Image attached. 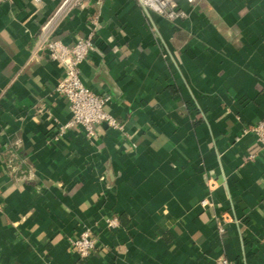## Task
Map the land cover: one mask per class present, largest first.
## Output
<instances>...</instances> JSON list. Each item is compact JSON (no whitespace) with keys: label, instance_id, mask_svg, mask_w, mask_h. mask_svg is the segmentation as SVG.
Masks as SVG:
<instances>
[{"label":"crops","instance_id":"obj_1","mask_svg":"<svg viewBox=\"0 0 264 264\" xmlns=\"http://www.w3.org/2000/svg\"><path fill=\"white\" fill-rule=\"evenodd\" d=\"M61 1L0 2V264H264L251 130L264 118V0H180L188 15L174 21L138 0L62 13L52 35L67 44L95 29L81 77L124 122L93 139L59 128L64 68L41 27ZM86 229L97 248L83 258L71 239Z\"/></svg>","mask_w":264,"mask_h":264},{"label":"built area","instance_id":"obj_2","mask_svg":"<svg viewBox=\"0 0 264 264\" xmlns=\"http://www.w3.org/2000/svg\"><path fill=\"white\" fill-rule=\"evenodd\" d=\"M3 0H0V2ZM87 0H62L56 10L47 18L41 27L46 37L45 51L48 57L58 61L64 68V73L56 85V92L69 101L71 118L60 128L64 130L76 125H81L86 136L93 139L97 136L96 127L106 123L112 129L123 131L124 122L114 116L107 106L110 103L111 96L106 93H97L88 87L82 80L80 65L85 61L94 48L93 38L95 29L88 35L79 37L71 44L65 43L62 39L53 36V29L57 19L69 9L82 7ZM140 4L156 12L165 18L174 21L187 17L188 13L184 7L180 6V0H138ZM190 5H196L200 0H186ZM98 16L94 15L91 20L94 27L99 24ZM256 134L260 147L264 148V118L251 127ZM208 199H203L202 204H208ZM2 209V200L0 192V210ZM109 228L119 226L116 217L107 218ZM219 231L224 228L219 226ZM72 245L76 248L78 254L83 257H89L97 248V241L90 229L84 230L77 238L71 239ZM216 264H234L229 258L221 256L216 260Z\"/></svg>","mask_w":264,"mask_h":264}]
</instances>
